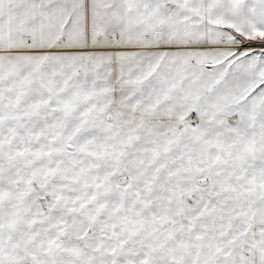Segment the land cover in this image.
I'll return each instance as SVG.
<instances>
[{"label": "snow or ice", "instance_id": "1", "mask_svg": "<svg viewBox=\"0 0 264 264\" xmlns=\"http://www.w3.org/2000/svg\"><path fill=\"white\" fill-rule=\"evenodd\" d=\"M0 264H264V0H0Z\"/></svg>", "mask_w": 264, "mask_h": 264}]
</instances>
